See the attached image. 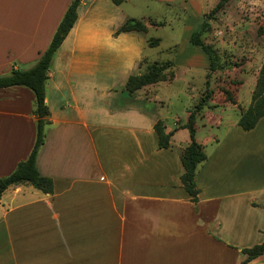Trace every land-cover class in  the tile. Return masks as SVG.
I'll use <instances>...</instances> for the list:
<instances>
[{
    "label": "crops",
    "instance_id": "0c3cea01",
    "mask_svg": "<svg viewBox=\"0 0 264 264\" xmlns=\"http://www.w3.org/2000/svg\"><path fill=\"white\" fill-rule=\"evenodd\" d=\"M71 1L0 0V77L39 62ZM128 4L82 0L78 8L46 83L50 116L36 165L54 191L20 185L3 194L0 264H242L243 250L264 242L256 142L264 118L251 131L239 118L223 137L197 139V128L207 160L198 166L193 202L181 181L190 133L185 147L176 143L188 119L183 128L166 124L157 96L164 82L135 94L126 88L151 62L138 42L145 44V33L117 35L134 19ZM35 112L30 89H0V178L30 156ZM159 121L172 135L168 149L159 146ZM248 264H264V255Z\"/></svg>",
    "mask_w": 264,
    "mask_h": 264
},
{
    "label": "rangeland",
    "instance_id": "374dc122",
    "mask_svg": "<svg viewBox=\"0 0 264 264\" xmlns=\"http://www.w3.org/2000/svg\"><path fill=\"white\" fill-rule=\"evenodd\" d=\"M219 1L131 0V5H127L132 18L139 21L148 18L142 21L149 27V31L143 32L147 35L145 44L138 40L144 48V57L151 61H144V67L154 65L152 62L166 67L157 96L168 127H185L186 119L206 91L213 92V97L195 117V127H201L197 139L201 140L210 135L223 137L255 98L264 94V0H230L209 20L208 15ZM205 21L209 28L205 29L202 40L209 55L193 43ZM153 44L155 47H151ZM225 91L234 103L228 100ZM126 96L120 97L121 105L126 102ZM220 121L219 129L211 128ZM261 128L263 132L260 131L256 142L260 143L263 186L264 124ZM188 135V130L180 131L176 143L185 147ZM212 149L213 146H208L206 151L211 153Z\"/></svg>",
    "mask_w": 264,
    "mask_h": 264
},
{
    "label": "trees",
    "instance_id": "16d2710c",
    "mask_svg": "<svg viewBox=\"0 0 264 264\" xmlns=\"http://www.w3.org/2000/svg\"><path fill=\"white\" fill-rule=\"evenodd\" d=\"M230 0H220L218 4L212 9L208 15L209 20L220 13ZM82 0H72L70 6L61 21L56 33L53 36L51 44L47 51L42 55L39 62L29 70H15L8 77H0V89L12 87H25L30 89L35 96L37 119V138L34 148L25 161L19 163L17 169L8 177L0 178V200L3 194L14 186L31 185L45 194H53L54 184L51 179L45 178L40 175L36 161L40 149L44 145L46 136V126L48 125V117L50 111L46 103V83L49 79L50 69L56 53L62 46L71 30L74 28L78 20V8ZM209 28V23L205 21L201 30L195 37L193 43L198 46L204 53L209 55L207 47L204 45L202 36L205 29ZM147 32V26L142 21L136 19L128 20L117 32V35L128 32ZM156 45H158L156 43ZM151 47H155L154 44ZM166 71L165 65L155 63L148 67L145 74L132 76L129 78L126 88L130 94H135L144 87L161 82ZM228 100L234 103L228 91H225ZM213 97V92L207 90L204 97L199 102L193 113L188 117L187 125L191 136V144L183 151L182 164L184 173L181 177L182 185L186 192L190 195L193 202H197L199 190L196 185V172L198 166L207 160V155L203 147L196 141L197 126L196 114L200 113L207 102ZM264 118V94L258 95L254 103L251 104L249 109L242 114L239 120V127L244 131L253 130L257 124ZM155 131L159 137V146L162 149L170 147L171 134L165 132V126L162 121L155 125ZM243 253L247 256L242 264H248L251 261L264 255V242L255 245L252 248L244 249Z\"/></svg>",
    "mask_w": 264,
    "mask_h": 264
}]
</instances>
